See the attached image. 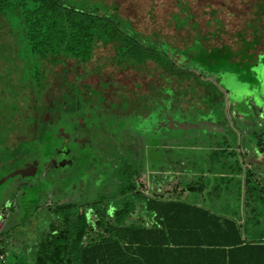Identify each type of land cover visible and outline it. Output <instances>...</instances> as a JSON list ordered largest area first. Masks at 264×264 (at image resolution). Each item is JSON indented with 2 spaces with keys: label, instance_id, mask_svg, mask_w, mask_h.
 <instances>
[{
  "label": "rangeland",
  "instance_id": "obj_1",
  "mask_svg": "<svg viewBox=\"0 0 264 264\" xmlns=\"http://www.w3.org/2000/svg\"><path fill=\"white\" fill-rule=\"evenodd\" d=\"M181 1L187 5L189 23L195 24L196 29L175 30L172 15L179 10L174 0H103V3L126 18L143 36L154 32L161 41L184 47L198 31L200 35L209 34L207 46H230V55L212 63L223 72L211 71L212 76L207 78H218L226 91L218 101L212 99L211 104L197 84L187 90L182 86L186 81L179 84L174 78L167 81L159 78L151 63L142 68H121L108 63L94 72L113 54L110 46L95 49L93 59L86 64H77L71 58H64V65L55 67L42 62L44 87L41 89L39 81L32 78L30 94L25 78H21L22 70L18 69L20 61L9 62L7 70L6 61L0 59V73L7 71L10 77L9 80L2 77L0 82V125L6 123V109H19L21 116L16 119L20 123L24 116L40 111V121H54L52 125L59 127L60 146L69 147L63 159L67 169L57 179L51 172L52 164L61 161L59 149L48 160V169L40 170L36 176L5 178L0 189V264H76L73 239L79 216L82 214L86 228L84 243L105 236L98 221L116 224L120 220L116 212L123 206H115L114 201L121 182L113 175L119 167L136 169L131 179L136 183L137 196L123 203L128 210L122 221L144 228L153 225L154 216L146 211L143 198L164 187L165 180L174 181L181 173L193 175L198 168L205 171L209 168L206 175L211 182L205 186L207 195L218 193L213 186L218 175L217 163L210 164L209 157L217 153L220 161L234 159L227 153L221 154L222 149L228 152L231 147H238L256 181H262L264 68L260 67L256 74L252 69L264 56V0ZM254 30L259 39L252 45L246 41L250 42L256 34ZM14 42L15 35L1 26L0 44L11 46ZM208 67L213 70L211 64ZM63 69L67 71L64 73ZM103 84H108V90L101 89ZM67 86L91 97L90 108L76 109L77 118L65 114L62 122H55L64 105L49 107ZM99 88L105 105L118 101L119 90L128 106L138 107L137 100L141 99L153 108L121 109L115 104L103 108L96 104L99 92L92 90ZM7 139L13 144L17 138L10 134ZM73 140L76 141L72 143ZM83 142L88 147L84 148ZM133 156L136 163L131 160ZM89 161L91 166H86ZM158 174L166 179L154 178ZM219 193L216 199L210 197L213 204L238 203L227 190ZM162 197L173 200L183 194L171 190ZM63 229L68 231L67 241L55 250L49 242Z\"/></svg>",
  "mask_w": 264,
  "mask_h": 264
},
{
  "label": "trees",
  "instance_id": "obj_2",
  "mask_svg": "<svg viewBox=\"0 0 264 264\" xmlns=\"http://www.w3.org/2000/svg\"><path fill=\"white\" fill-rule=\"evenodd\" d=\"M174 1L179 10L172 15L175 30L196 29L195 24L189 23L191 15L187 5L181 0ZM1 26L15 35L16 42L11 46L0 44V59L6 61L7 70L9 62L20 61L18 69L22 70L21 78H25L29 94L34 80L39 81L37 84L41 85V89L44 87L42 62L55 67L64 65V58H71L77 64H86L93 59L95 49L110 46L113 54L99 64L94 72L108 63L117 64L121 68H142L151 63L159 78L166 81L174 78V82L179 84L186 81L182 86L187 90L197 84L203 89V94L208 96L210 104L212 99L218 101L220 95H226L218 78H207L212 76V72H223L212 63L230 55V46H207L209 34L200 35L198 31L184 47L161 41L154 32L143 36L126 18L106 6L103 0H0ZM255 32L247 43H258V32ZM260 61L264 63V56L253 67L255 74L260 67L264 68ZM210 64L213 70L208 67ZM63 70L64 73L67 71ZM7 74V71L0 73V82L2 77L10 79ZM207 84L212 87V91ZM107 85L103 84L101 89L108 90ZM101 89L92 90L99 92L100 98L96 104L103 108L114 104L121 109L153 108L146 106L139 97L138 107L128 106L119 90L118 101L105 105ZM15 91L13 89L12 93L16 94ZM171 93L174 92L171 90ZM90 99L91 97H85L82 90L67 86L53 99L49 109L64 105V109L69 112L61 110L55 120L62 122L65 114L76 116V109L90 108ZM6 110V123L0 125V189L5 184V178L16 175L36 176L40 170L48 169V159L62 146L59 127L52 125L54 121H40V111L24 116L20 123V119H16V116H21L19 109ZM10 134L17 138L13 144L7 139ZM74 141L76 140L71 142ZM86 143L83 142L84 148L88 147ZM226 150L222 149L220 153H227L234 159L220 161V154L217 153H212L209 157L210 164L217 163L218 169V175L213 179V186L218 193L210 197L218 198L219 191L225 189L241 203L238 209H226L225 217L222 218V208H202L189 204L212 201L205 189L211 182L206 175L210 169L205 171L198 168L193 175L181 173L174 181H166L162 174L155 175L157 180H165V186L160 187V190H152L150 195L143 198L146 211L154 216L153 225L144 228L124 224V212L128 209H124L126 204L123 203L128 198L137 196L136 183L131 179L136 169L119 167L114 169L113 175L121 182L119 196L114 201L115 206H123L116 212L120 220L116 224L108 220L104 224L98 221L97 224L104 228L105 236L98 241L84 243L82 240L86 228L81 214L73 239V246L77 251L76 264H264V178L261 182L256 181L245 165L244 156L238 147H231L228 152ZM58 156L61 161L52 164L51 172L56 179L67 169L62 155ZM134 159L135 156L131 158L135 161ZM86 166H91V161ZM171 190H178L183 197L173 200L162 197L164 192ZM242 207H245L244 211ZM238 211L245 214L243 222L235 219ZM21 224L24 221L21 220ZM67 233V229H63L49 242L55 250L66 243Z\"/></svg>",
  "mask_w": 264,
  "mask_h": 264
},
{
  "label": "crops",
  "instance_id": "obj_3",
  "mask_svg": "<svg viewBox=\"0 0 264 264\" xmlns=\"http://www.w3.org/2000/svg\"><path fill=\"white\" fill-rule=\"evenodd\" d=\"M244 161H245V158H244ZM245 165H246V163H245ZM248 168L250 169V167H248ZM250 171H251V169H250ZM189 204L190 205H193V206H196V207H202V208H209V207L222 208V209H224V213H222V218H224L225 217V210L226 209H229V210L232 209V208L238 209V207H239V205L241 203L239 204V202H238L236 205H222V204L216 205V204H213L212 202H210V203H189ZM242 208H243V211H244L245 210V207H242ZM244 216H245L244 213L242 215L241 212L238 211L237 214H236V218L235 219H236L237 222H243L242 219H243Z\"/></svg>",
  "mask_w": 264,
  "mask_h": 264
},
{
  "label": "flooded vegetation",
  "instance_id": "obj_4",
  "mask_svg": "<svg viewBox=\"0 0 264 264\" xmlns=\"http://www.w3.org/2000/svg\"><path fill=\"white\" fill-rule=\"evenodd\" d=\"M57 149L61 150L60 153L62 155V158L66 157L69 152V147L67 145L61 146L60 148Z\"/></svg>",
  "mask_w": 264,
  "mask_h": 264
}]
</instances>
